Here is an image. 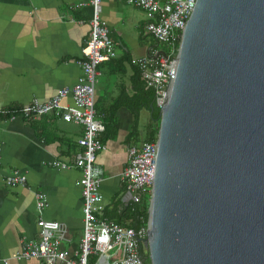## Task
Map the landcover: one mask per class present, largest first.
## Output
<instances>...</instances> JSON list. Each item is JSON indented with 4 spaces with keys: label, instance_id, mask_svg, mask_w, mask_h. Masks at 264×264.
<instances>
[{
    "label": "water",
    "instance_id": "water-1",
    "mask_svg": "<svg viewBox=\"0 0 264 264\" xmlns=\"http://www.w3.org/2000/svg\"><path fill=\"white\" fill-rule=\"evenodd\" d=\"M160 118L150 263L264 264V0H197Z\"/></svg>",
    "mask_w": 264,
    "mask_h": 264
},
{
    "label": "crops",
    "instance_id": "crops-1",
    "mask_svg": "<svg viewBox=\"0 0 264 264\" xmlns=\"http://www.w3.org/2000/svg\"><path fill=\"white\" fill-rule=\"evenodd\" d=\"M87 1L0 0V117H4L0 118V264H43L36 259H13L23 242L39 240L41 218L61 224L60 250L70 259L77 258L83 236V196L76 159L83 152L78 142L84 129L54 115L9 119L5 114L35 99L46 102L59 90L78 83L92 18V9L79 5ZM102 18L117 53L99 67L96 111L103 123L120 95H137L135 86L141 79L134 62L156 49L144 44L149 36L148 15L126 0H103ZM64 104L72 106L73 98L68 97ZM113 128L96 162L104 179L101 217L135 229L140 207L128 196L121 174L129 165L130 148L140 147L144 141L141 132L139 139L131 136L136 121L127 107L117 110ZM55 162L68 168H59ZM14 172L25 173L27 183L9 187L4 177ZM37 194L47 198L42 214L37 211Z\"/></svg>",
    "mask_w": 264,
    "mask_h": 264
},
{
    "label": "built area",
    "instance_id": "built-area-1",
    "mask_svg": "<svg viewBox=\"0 0 264 264\" xmlns=\"http://www.w3.org/2000/svg\"><path fill=\"white\" fill-rule=\"evenodd\" d=\"M127 4L144 11L149 22L146 33L158 45H167L169 52L152 50V55L134 62L141 70L142 80L147 89L156 93V104L162 108L170 94L173 80L177 77L178 53L181 41L193 15L197 0H126ZM103 0H88L79 7L92 9L90 38L82 49L80 67L82 75L73 88H64L46 102L38 99L16 111L23 118H38L54 115L65 122L82 126L83 137L78 144L83 149L76 159L81 170L80 186L83 196V236L75 260L60 250L63 229L60 223L41 218L38 221L40 238L22 243L21 252L13 256L17 260L36 259L43 264H144L141 250L148 240V223L138 230L122 226L101 217L104 201L101 192L103 170L96 164L97 156L105 145L101 140L106 128L97 119L96 87L99 82V67L117 57L114 42L110 38L107 23L102 18ZM73 98L72 106L64 100ZM159 148L156 141H144L140 147L129 150L128 167L121 174L131 201L142 207L150 206L155 183ZM59 168L67 165L55 162ZM1 173V171H0ZM9 187L25 185L27 175L14 172L4 177ZM47 206V198L37 194L36 207L42 214ZM116 251L115 255L112 252ZM94 259V260H93ZM8 263V262H6Z\"/></svg>",
    "mask_w": 264,
    "mask_h": 264
},
{
    "label": "trees",
    "instance_id": "trees-1",
    "mask_svg": "<svg viewBox=\"0 0 264 264\" xmlns=\"http://www.w3.org/2000/svg\"><path fill=\"white\" fill-rule=\"evenodd\" d=\"M137 76L138 79H141L142 81V75L141 70L138 68L137 70ZM140 81V84L138 86H135L137 95L133 97H128L125 93L120 95L115 102L114 108L105 113L104 115V121L106 131L102 135L101 139L102 141H106L110 137V133L114 130V125L116 124V115L117 110L121 107H127L132 114L135 117L136 121V128H135V135L132 134L131 136L135 139H139L140 137V130H139V120H140V112L145 109L149 111L150 114V123L147 126V131L145 137V141H156L159 134V127H160V111L161 108H159L156 104V93L153 89H147L145 83ZM5 118H13V116L16 115V112L12 113H6ZM2 120H4V117H0ZM137 207H140L137 205ZM136 217H137V223L134 227L136 230L145 227L148 223L149 219V205L145 204L144 206L137 209ZM142 255L144 258H146L145 264H151L150 260L148 258L149 254L142 249L141 250Z\"/></svg>",
    "mask_w": 264,
    "mask_h": 264
},
{
    "label": "rangeland",
    "instance_id": "rangeland-1",
    "mask_svg": "<svg viewBox=\"0 0 264 264\" xmlns=\"http://www.w3.org/2000/svg\"><path fill=\"white\" fill-rule=\"evenodd\" d=\"M139 36V35H138ZM144 44L147 46V47H154V49L158 50L159 52H169L171 50V48L167 45H159L158 47H156L157 43L156 41L150 37V36H147L144 40ZM119 52V51H118ZM150 123V114L148 111H144L142 112L141 114V121H140V126H139V130L140 132L142 133V136L144 137L146 135V131H147V126L149 125ZM141 136V139H143V141H145V137L142 138ZM142 141V142H143ZM104 202H105V199H104ZM116 253V251L112 252V255L114 256Z\"/></svg>",
    "mask_w": 264,
    "mask_h": 264
}]
</instances>
